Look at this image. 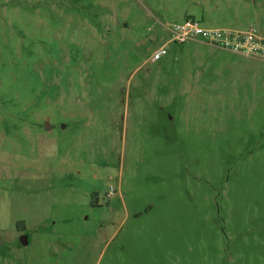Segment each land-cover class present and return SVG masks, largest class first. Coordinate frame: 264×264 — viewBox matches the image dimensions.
<instances>
[{"label":"rangeland","instance_id":"374dc122","mask_svg":"<svg viewBox=\"0 0 264 264\" xmlns=\"http://www.w3.org/2000/svg\"><path fill=\"white\" fill-rule=\"evenodd\" d=\"M187 20L264 0H0V264H264V59Z\"/></svg>","mask_w":264,"mask_h":264},{"label":"built area","instance_id":"2783aa9c","mask_svg":"<svg viewBox=\"0 0 264 264\" xmlns=\"http://www.w3.org/2000/svg\"><path fill=\"white\" fill-rule=\"evenodd\" d=\"M172 39L155 51L152 60L157 62L167 54V46L171 42L184 43L190 39L201 37L209 45L232 50L246 56L264 59V38L255 30L239 31L231 29H207L195 20H187L175 24L170 30ZM110 196L115 195L112 187Z\"/></svg>","mask_w":264,"mask_h":264},{"label":"water","instance_id":"95a60500","mask_svg":"<svg viewBox=\"0 0 264 264\" xmlns=\"http://www.w3.org/2000/svg\"><path fill=\"white\" fill-rule=\"evenodd\" d=\"M22 243H23V245H27L28 244V240L26 238H23L22 239Z\"/></svg>","mask_w":264,"mask_h":264},{"label":"crops","instance_id":"0c3cea01","mask_svg":"<svg viewBox=\"0 0 264 264\" xmlns=\"http://www.w3.org/2000/svg\"><path fill=\"white\" fill-rule=\"evenodd\" d=\"M259 27V30H261V27L260 26H258ZM252 30V29H251ZM262 32H263V30H262ZM264 33V32H263ZM259 34V33H258ZM260 35V34H259ZM260 36H262V35H260ZM263 37V36H262ZM257 60V59H256Z\"/></svg>","mask_w":264,"mask_h":264}]
</instances>
